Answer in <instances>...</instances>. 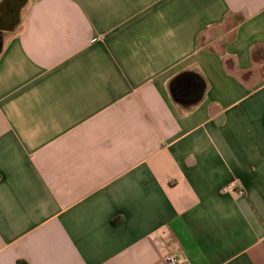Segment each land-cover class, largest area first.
I'll return each mask as SVG.
<instances>
[{
    "label": "crops",
    "instance_id": "1",
    "mask_svg": "<svg viewBox=\"0 0 264 264\" xmlns=\"http://www.w3.org/2000/svg\"><path fill=\"white\" fill-rule=\"evenodd\" d=\"M167 254L264 264V0H29L0 50V264Z\"/></svg>",
    "mask_w": 264,
    "mask_h": 264
},
{
    "label": "water",
    "instance_id": "2",
    "mask_svg": "<svg viewBox=\"0 0 264 264\" xmlns=\"http://www.w3.org/2000/svg\"><path fill=\"white\" fill-rule=\"evenodd\" d=\"M16 14H18L16 12ZM205 83L197 75H183L174 81L172 93L178 102L183 104H197L203 98Z\"/></svg>",
    "mask_w": 264,
    "mask_h": 264
},
{
    "label": "flooded vegetation",
    "instance_id": "3",
    "mask_svg": "<svg viewBox=\"0 0 264 264\" xmlns=\"http://www.w3.org/2000/svg\"><path fill=\"white\" fill-rule=\"evenodd\" d=\"M28 3L29 0H5L3 3L0 14V50L3 40L20 23L21 11Z\"/></svg>",
    "mask_w": 264,
    "mask_h": 264
},
{
    "label": "built area",
    "instance_id": "4",
    "mask_svg": "<svg viewBox=\"0 0 264 264\" xmlns=\"http://www.w3.org/2000/svg\"><path fill=\"white\" fill-rule=\"evenodd\" d=\"M232 187H227L224 189V192H230ZM165 260L168 264H180L181 260L175 254H167Z\"/></svg>",
    "mask_w": 264,
    "mask_h": 264
}]
</instances>
